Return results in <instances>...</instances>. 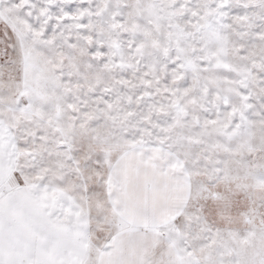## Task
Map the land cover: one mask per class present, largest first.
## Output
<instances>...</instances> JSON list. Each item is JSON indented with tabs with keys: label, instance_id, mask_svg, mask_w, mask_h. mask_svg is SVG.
<instances>
[{
	"label": "snow or ice",
	"instance_id": "6c2138e0",
	"mask_svg": "<svg viewBox=\"0 0 264 264\" xmlns=\"http://www.w3.org/2000/svg\"><path fill=\"white\" fill-rule=\"evenodd\" d=\"M0 264H264V0H0Z\"/></svg>",
	"mask_w": 264,
	"mask_h": 264
}]
</instances>
